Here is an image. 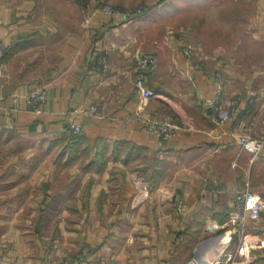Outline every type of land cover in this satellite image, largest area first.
<instances>
[{
	"label": "crops",
	"instance_id": "obj_1",
	"mask_svg": "<svg viewBox=\"0 0 264 264\" xmlns=\"http://www.w3.org/2000/svg\"><path fill=\"white\" fill-rule=\"evenodd\" d=\"M146 1L130 20L91 10L61 26L29 1L0 0V264H202L230 238L237 192L248 185L264 203V148L253 157L238 144L264 133V0H218L251 11L242 35L231 26L226 49L197 41L191 58L157 28L213 0ZM143 52L157 64L136 72ZM137 78L155 94L141 110ZM40 89L43 104L26 100ZM214 99L218 112L236 102L238 115L223 121ZM147 120L178 129L158 140ZM245 231L258 243L235 264H264V210Z\"/></svg>",
	"mask_w": 264,
	"mask_h": 264
},
{
	"label": "built area",
	"instance_id": "obj_2",
	"mask_svg": "<svg viewBox=\"0 0 264 264\" xmlns=\"http://www.w3.org/2000/svg\"><path fill=\"white\" fill-rule=\"evenodd\" d=\"M142 13L141 11H135L134 13L122 12L120 10L112 9L107 6L98 7L94 12H92L90 17H94L97 14H101L107 17H115L120 16L124 20H130L139 16ZM89 19L85 20L84 24L87 25ZM6 54V46L0 42V65L4 59V55ZM182 55L185 58L192 57L191 48L183 44L182 47ZM157 64V57L154 53H139L133 59V66L136 72L149 71L155 68ZM108 59L107 54L104 53L96 62L95 72L98 74H106L108 70ZM200 67L198 65L190 66V69L198 70ZM223 78L220 74L215 75V83L217 85V91L220 93L221 87L223 85ZM134 88L137 96L139 97V101L141 106L139 109L141 110L143 106L148 103L149 100L155 97L153 91L148 89L145 85V81L143 78H137L134 81ZM47 99V93L45 89H40L36 92L29 94L26 97V100L34 105H41ZM207 106L215 113L217 112L218 117L222 116V120H227L229 117H234L238 115V108L236 102L230 101L228 104V111L218 112L219 102L217 100H212L207 102ZM94 111L93 109H91ZM177 126L173 124L169 120L162 121H145L143 122V130L152 136H154L158 140L167 141L169 140L177 131ZM71 132L76 137H82L84 135L83 128L80 125H74L71 127ZM238 144L242 149L252 154L253 157L257 156L264 148V133L258 135L256 138L251 137V130L247 132L244 136L240 137L238 140ZM235 205L236 211L229 218L230 228L226 231L230 234V238L225 241L223 244L217 246L212 252L210 251V258L205 259L202 264H235L239 260H247V256L249 251L251 250L254 243H258V238L253 237L250 238L247 236L245 231V226L248 221L256 222L259 220L261 212L264 210V203L261 198L255 195L248 187L245 188L241 192H237L235 194ZM179 210H181L179 208ZM235 236L236 243L234 245L231 244L232 238ZM231 244V245H230ZM77 261L69 262L65 261L62 264H79ZM246 263V261L244 262ZM188 264H197L192 261Z\"/></svg>",
	"mask_w": 264,
	"mask_h": 264
},
{
	"label": "rangeland",
	"instance_id": "obj_3",
	"mask_svg": "<svg viewBox=\"0 0 264 264\" xmlns=\"http://www.w3.org/2000/svg\"><path fill=\"white\" fill-rule=\"evenodd\" d=\"M24 1H29L33 3L35 7L39 8L38 13L41 16H54L56 19L55 21L61 26H64V23L67 22L66 17L71 12L75 14L73 18L70 16L71 21L72 19L81 21L82 17H86L91 13V10L95 11L101 6H107L131 14L141 10L142 13H145L153 3L147 2L146 0H13V2L20 4L24 3ZM217 5H220V7L218 8ZM204 10L203 13L189 12L186 10L183 15L176 16L175 14L170 20L158 26L157 32L160 30L162 31L160 40L164 43L169 40L185 43L191 48L192 57L195 54V50L192 46H196V42L200 40H206L210 44L219 40L220 44L224 42L223 48H225L228 29L231 26H235L237 28V33H234L235 37L241 36L242 33H239L238 29L246 23L244 20H247L251 13V11L243 8L239 9L235 5L231 7L218 0L211 1L210 6ZM175 12L176 11L173 13ZM89 17L86 18V20L89 19ZM262 183L263 181L261 180L259 185ZM261 190H263V188L258 190L254 189L256 192Z\"/></svg>",
	"mask_w": 264,
	"mask_h": 264
},
{
	"label": "trees",
	"instance_id": "obj_4",
	"mask_svg": "<svg viewBox=\"0 0 264 264\" xmlns=\"http://www.w3.org/2000/svg\"><path fill=\"white\" fill-rule=\"evenodd\" d=\"M145 13H146V11H145ZM144 12L142 13V14H140L138 17H140V16H142V15H144L145 14ZM136 18V17H135ZM6 55V54H5ZM5 55H4V57H5ZM83 137V136H82ZM82 137H76V136H74L73 134H72V139L74 140V141H79Z\"/></svg>",
	"mask_w": 264,
	"mask_h": 264
}]
</instances>
